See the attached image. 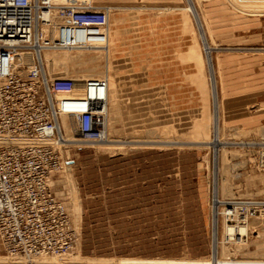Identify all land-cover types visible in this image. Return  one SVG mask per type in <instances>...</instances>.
<instances>
[{
	"label": "rangeland",
	"instance_id": "1",
	"mask_svg": "<svg viewBox=\"0 0 264 264\" xmlns=\"http://www.w3.org/2000/svg\"><path fill=\"white\" fill-rule=\"evenodd\" d=\"M101 1L93 4L111 8L107 65L99 52L88 51L45 63L51 76L109 81L106 138L68 145V163L64 167L62 157L52 177L80 228L82 257L87 264H264V215L251 212L244 241L223 244L226 206L220 202L264 198V169L257 150L247 145L264 136V0H193L218 87V135L224 142L218 214L212 206L214 89L189 0ZM116 20L119 51L113 48ZM164 40L168 58L162 57ZM244 92L253 94L250 101L233 95ZM0 264H6L3 251Z\"/></svg>",
	"mask_w": 264,
	"mask_h": 264
},
{
	"label": "built area",
	"instance_id": "2",
	"mask_svg": "<svg viewBox=\"0 0 264 264\" xmlns=\"http://www.w3.org/2000/svg\"><path fill=\"white\" fill-rule=\"evenodd\" d=\"M110 9L88 0H0V251L31 258L27 264H81L52 260L67 256L77 239L52 177L62 168L64 142L99 141L106 133L108 78L52 77L42 52L107 47ZM21 50L33 52V66L18 64ZM247 145L264 169V136ZM218 197L213 191V202ZM220 202L229 219L264 215V198Z\"/></svg>",
	"mask_w": 264,
	"mask_h": 264
},
{
	"label": "bare ground",
	"instance_id": "3",
	"mask_svg": "<svg viewBox=\"0 0 264 264\" xmlns=\"http://www.w3.org/2000/svg\"><path fill=\"white\" fill-rule=\"evenodd\" d=\"M50 1L54 2V4L59 2V0H50ZM88 1L93 4V0H88ZM190 1L193 2V3H194V1L193 0H189V4H190L193 12L196 13V16H197L198 22H199L198 25L200 27L202 37H204L203 40H204V45H205V49H206V52H207L208 63H209V67H210L212 86H213V89H214V97H215V101L214 102H215V110H216V115H215L216 116L215 117L216 118L215 119V132H216L215 135L216 136H215V138H214V140L212 142V145L216 148V150H215V167H214V172L213 173H214L215 195L217 194L219 196L218 184H219L220 167H219V153L218 152H219V149H221L224 146V142L219 138V135H218V132H219V129H220V120H219V118H220L219 112L220 111H219V100H218V94H217L218 87H217V82H216V78H215V73H214V70H213V62H212V56H211L212 48L209 46L210 44H208V42H207V38H206V35H205L204 31H203L202 24H201V22L199 20L196 7L194 8ZM110 14L111 13L109 11V36H108L109 38H108L107 47L110 46V35H111V24H110L111 15ZM95 47L107 48V47H101V46H92V47H78V48H75V49H69V48H64V49L69 50V51H76L77 49H82V48L83 49H91V48H95ZM61 49H63V48H61ZM43 52H46V51L43 50ZM18 64H22V65L25 64V65H27L29 67L33 66L35 64V59H34L33 52L31 50H23V51L21 50L20 54H19ZM46 68H47V66H46ZM108 83H109V81H108ZM109 101H110V88L108 90V99H107L106 105L109 104ZM104 138H106V137L104 136ZM48 141H50V139ZM80 141L83 142V143H88V144H98V143H101L103 141V138H102V140H99V141H91V140H87V141L80 140ZM37 142H42V141H37ZM107 142H111V140H107ZM73 143L77 144V143H79V140L76 141V140H73V139H69L68 141L64 142V145L61 146V153H62V157H63L64 167H65V164L68 163V157L66 158L64 156V150L69 148V147H67L68 145H73ZM176 144L180 145L181 143H176ZM252 144H255V143H252ZM182 145H189V144L182 143ZM259 157H260V162H261L262 161V157L260 155H259ZM219 200H220V198H219ZM219 200H215V202H214L215 213H217V214H218V211H220V210H218L219 206H221V203H219ZM226 211H227L226 208L224 209V211H222V215H223L222 220L224 221V225H223V228H224V240H225V243L223 242V244H226V243H227V245L232 244L230 242L233 241V240H237V241H240V242L244 241V238L247 235L248 227H249L248 218L247 217H242L241 215H238V216L235 215V216H233V218H230V219L228 218V223L225 224V222H226L225 219L227 218V215L225 213ZM215 236L216 237H214V238L216 239V243H214L215 244V249H214L215 252H214V254L216 255L218 238H217V234ZM80 244H81V231H80V228L77 227L76 243H75V246L73 247V249L70 251V253L67 256H64V257H52V260L74 261V262H79L81 264H87L86 260L82 257L81 253L79 252ZM4 255H5V259H6V264H27L30 261H32L31 258L23 257V256H20V255H9V254H4Z\"/></svg>",
	"mask_w": 264,
	"mask_h": 264
},
{
	"label": "crops",
	"instance_id": "4",
	"mask_svg": "<svg viewBox=\"0 0 264 264\" xmlns=\"http://www.w3.org/2000/svg\"><path fill=\"white\" fill-rule=\"evenodd\" d=\"M120 1H122V0H105V1H101V2H105V3H98V4H113V2H116L115 4H122L123 2H120ZM143 2H146V1L137 0V2H133V4H136V5H139L140 4L141 5V3H143ZM94 3H97V0ZM160 3L161 2H155V3H151V4H157V5H159ZM113 16H116V15H113ZM115 18H117V16ZM113 24H114V26L116 28L115 29V33H114L115 36L113 38V43L118 44V45L115 44L116 46H114L113 48H115L116 51H119V48H121L120 41H121V38H122V34L120 32V30H121V24L118 25L117 24V20L114 21ZM111 33H112V28H111ZM121 43H122V41H121ZM109 47H111V38H110V46ZM163 47L164 48H163V55H162V57L168 58L170 55H168L167 53L170 52V48L168 46L166 47L165 40H164V46ZM96 49H98V50H96ZM46 51L47 52H44L43 53V62L44 63H47L48 66H52L53 64H59V63L63 62L64 56H66L68 53L73 54L74 56H76L77 55L76 53L78 51L99 52L100 54H98V55L101 56V60L103 59V61L105 62V65H107L108 52H106L105 48L77 49V51H75L76 52L75 53L74 51H69V50H66V49L64 51V48L63 49H61V48H58L57 49L56 47H51V48L47 49ZM94 56L95 55H90L88 57L93 59V58H95ZM222 62H223V60L222 61L218 60V65H219L220 70H222V66H223L222 65ZM238 86L240 87V85H237V87ZM233 95L239 96V99L240 100H243L244 102H246V101H250V100L247 99V97L248 96H252L253 94L244 92V93H237V94L235 93ZM241 96H243V97H241ZM228 99H229V103L232 102V98H229L228 97Z\"/></svg>",
	"mask_w": 264,
	"mask_h": 264
},
{
	"label": "water",
	"instance_id": "5",
	"mask_svg": "<svg viewBox=\"0 0 264 264\" xmlns=\"http://www.w3.org/2000/svg\"><path fill=\"white\" fill-rule=\"evenodd\" d=\"M191 2V1H190ZM191 4H192V6L195 8V5H194V3L193 2H191Z\"/></svg>",
	"mask_w": 264,
	"mask_h": 264
}]
</instances>
